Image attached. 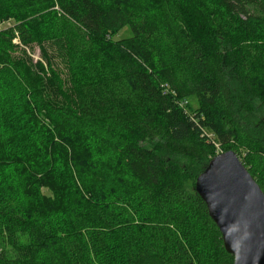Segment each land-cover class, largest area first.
I'll return each mask as SVG.
<instances>
[{
    "label": "trees",
    "instance_id": "1",
    "mask_svg": "<svg viewBox=\"0 0 264 264\" xmlns=\"http://www.w3.org/2000/svg\"><path fill=\"white\" fill-rule=\"evenodd\" d=\"M213 1L235 22L264 19V0ZM127 26L121 44L105 41ZM239 28L195 0H0V96L21 95L41 122L91 136L131 190L67 202L54 222L11 207L29 195L0 167V264H233L184 182L232 150L264 192V33ZM46 43L60 48L67 80ZM36 46L47 63L32 58Z\"/></svg>",
    "mask_w": 264,
    "mask_h": 264
},
{
    "label": "rangeland",
    "instance_id": "2",
    "mask_svg": "<svg viewBox=\"0 0 264 264\" xmlns=\"http://www.w3.org/2000/svg\"><path fill=\"white\" fill-rule=\"evenodd\" d=\"M195 1L213 19L225 23L234 35H239V27L248 32L254 30V34L264 33V19L244 25L240 20L235 22L224 15L213 0ZM10 24L4 23L2 27ZM131 34L132 30L127 26L106 37L105 41L119 45ZM45 46L48 59L53 61L54 72L67 80L60 48L48 43ZM32 58L35 62L43 60L47 63L39 46L35 47ZM185 106L196 110L197 98L189 97ZM245 123L247 129L254 132L255 123L250 120ZM109 158L91 136L70 135L48 122H41L21 95L0 96V167L15 179L18 189L29 195L21 196L17 199L20 203H12L11 207L43 209L47 219L56 222L62 218V211L70 201L85 198L102 202L113 197L125 200L131 190L124 173L108 166ZM184 187L192 191L195 183L185 180Z\"/></svg>",
    "mask_w": 264,
    "mask_h": 264
},
{
    "label": "water",
    "instance_id": "3",
    "mask_svg": "<svg viewBox=\"0 0 264 264\" xmlns=\"http://www.w3.org/2000/svg\"><path fill=\"white\" fill-rule=\"evenodd\" d=\"M195 189L233 264H264V192L236 152L216 155L197 177Z\"/></svg>",
    "mask_w": 264,
    "mask_h": 264
}]
</instances>
